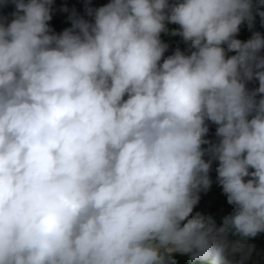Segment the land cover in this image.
<instances>
[{"label": "clouds", "instance_id": "obj_1", "mask_svg": "<svg viewBox=\"0 0 264 264\" xmlns=\"http://www.w3.org/2000/svg\"><path fill=\"white\" fill-rule=\"evenodd\" d=\"M53 2L0 0V264H231L227 234L264 232V37L234 38L264 12L109 0L57 34ZM166 22L192 51L161 63ZM213 159L219 228L191 216Z\"/></svg>", "mask_w": 264, "mask_h": 264}, {"label": "trees", "instance_id": "obj_2", "mask_svg": "<svg viewBox=\"0 0 264 264\" xmlns=\"http://www.w3.org/2000/svg\"><path fill=\"white\" fill-rule=\"evenodd\" d=\"M109 0H54L52 4V19L48 22L50 28L55 33H60L66 28L71 27V20L69 16L75 12L76 15L90 20L91 17L85 13V7L98 8L107 4ZM176 2V0H169V3ZM254 15L258 12H264V0H254ZM66 9V11H65ZM14 11V6L8 4L0 7V15L7 17L9 20L12 18L11 13ZM167 31L160 34L161 41L168 45L167 50L164 52L161 59L172 55L178 48L184 54H190L192 49L189 47V43H185L179 35H172L174 30H179V25L174 23L165 24ZM253 32H259L264 37V26L261 24V18L259 15H255V19L252 27L248 26L247 22H243L240 25V30L234 37L240 41H247L251 38ZM225 48L226 58L235 55L234 52L227 50L226 45H222ZM261 55H264V50L261 51ZM258 87V81H249L246 83V88L252 90ZM259 98V97H257ZM209 131L205 136V139L210 143L218 142V138L215 136L216 125L206 121ZM209 145H202V148H208ZM206 161L211 159L208 153L203 157ZM218 161L212 160L210 171L208 173L210 186L207 189H201L197 195L199 197L198 202L192 209L191 216L200 214L204 217L211 218L214 221L215 226L219 228L222 224L223 218L230 215L233 212V205L227 203L226 195L222 192L221 186L217 182L216 168ZM251 171V169H250ZM245 179H248L247 177ZM227 244V251L231 264H239L241 257H248L245 264H264V232L257 234L253 238L241 239L238 235L232 233L227 234L224 237ZM175 260V264H203L200 260H191L189 255L175 252L171 255Z\"/></svg>", "mask_w": 264, "mask_h": 264}]
</instances>
